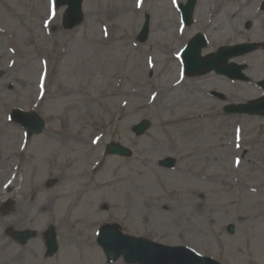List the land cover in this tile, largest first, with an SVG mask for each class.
<instances>
[{
	"label": "rangeland",
	"instance_id": "obj_1",
	"mask_svg": "<svg viewBox=\"0 0 264 264\" xmlns=\"http://www.w3.org/2000/svg\"><path fill=\"white\" fill-rule=\"evenodd\" d=\"M52 1L0 0V237L12 243H0V264H60L64 240L76 253L65 264H127L121 257L108 263L97 244L96 230L107 223L158 243H186L221 264H264V116L223 111L228 103H247L236 98L244 92L255 91L252 99L262 94L264 46L230 60L245 67L244 81L210 71L180 77L177 85L172 58L197 32L219 42L202 54L264 43V0H240L256 14L239 25L240 38L209 23L219 4L240 13L235 0H198L204 10L186 28L172 5L185 0H144L139 8L136 0H84L83 21L72 28L62 21L65 5L56 8L57 18H46ZM145 17L150 34L140 43ZM198 80L203 101L186 92ZM164 85H171L167 95L160 93ZM14 109L37 113L43 130L25 135L9 119ZM201 111L196 121H173ZM144 119L149 128L135 133ZM114 142L130 154H109ZM43 201L51 202L46 212ZM162 206L171 208L164 217L175 216L181 226L163 225L155 234L159 220L152 216ZM17 207L24 211L23 244L4 222ZM49 227L57 241L53 255L45 253Z\"/></svg>",
	"mask_w": 264,
	"mask_h": 264
},
{
	"label": "water",
	"instance_id": "obj_2",
	"mask_svg": "<svg viewBox=\"0 0 264 264\" xmlns=\"http://www.w3.org/2000/svg\"><path fill=\"white\" fill-rule=\"evenodd\" d=\"M69 4L68 6V17L71 20V24L69 26H73L76 24V22L79 21L81 17V9L80 5L82 0H66ZM195 0H188L187 5L184 7V14L188 18L190 16V13L193 8V3ZM202 39L201 43L197 46V51L200 49V45H202ZM252 49V46L249 45H240L235 46L231 48H222L217 55H210L209 57H206V60L199 65L201 68H210L214 65L215 59L213 57L218 56L220 57V54L224 55V60H227L232 54H238L242 53L245 50ZM194 59L199 60L198 58V52L195 54ZM219 71H224L223 69H219ZM19 112L14 113V118L16 119V114ZM24 116H27V120L32 121V124H28L27 121L23 122L24 125L28 126V129L30 132H37L42 128V122L35 116L31 114H23ZM26 120V119H25ZM146 128V124L143 123L136 127L137 132H141ZM112 152H121L126 153L125 150L119 149L116 150H110ZM232 231V228H230ZM23 240H25L27 237L22 236ZM99 243L102 245L103 249L105 250L107 257L109 260H114L116 257H118L120 254H123L125 257V260L131 262H139L140 264H173L175 262L176 254L179 255L180 251L184 254H187L190 258H192L195 263L199 264H217L215 261L205 258H197L192 257L191 254L186 250V248H171L167 247L165 245L157 244L155 242H150L149 240L145 238H136L133 236H127L122 234L118 227L115 225H107L106 227H103L101 235L99 236ZM55 236L53 233L47 234V253L53 254V251L56 248V241ZM179 249V250H177ZM179 261V260H178ZM177 261V262H178Z\"/></svg>",
	"mask_w": 264,
	"mask_h": 264
},
{
	"label": "bare ground",
	"instance_id": "obj_3",
	"mask_svg": "<svg viewBox=\"0 0 264 264\" xmlns=\"http://www.w3.org/2000/svg\"><path fill=\"white\" fill-rule=\"evenodd\" d=\"M208 0H199V2L201 4H205V2H207ZM236 2H240L241 3V6H243V9L240 11V13H236L234 10H233V7H226V6H221L220 4L216 7L215 11H213L212 16L213 18L210 20L209 23H211V25H213V27L216 28V31H219L221 28L223 27H229L232 29L233 31V35H236V37H242L243 35V31L242 30H239V25L242 24V22H245L246 20L245 19H249V20H252L254 19V17L256 16V14L254 15L252 12L251 13H247L245 11V5H247L248 3L247 2H243V1H240V0H235ZM249 1V0H247ZM199 5L196 7V11L202 13L203 10H204V7H201V8H198ZM48 8V6H47ZM259 14V13H258ZM257 14V15H258ZM58 17V14H56L55 18ZM235 22L236 24L238 25H230L228 26V23L230 22ZM208 25V24H207ZM204 28V25L203 27ZM113 32H111L112 34ZM218 41H212L209 43V45L211 47L215 46V45H218ZM157 60V59H156ZM157 63H158V67L160 66V62L159 60H157ZM170 68L173 70V67H174V62H170ZM211 78H213L214 80H217L220 84L221 83H224L226 84V81L224 79H220V78H217V77H212L211 75L209 76ZM198 81H196V83L194 82H190L189 85H186L187 87V90L186 92H188V96H193L195 99H201L203 101V97H202V92L201 91H198L197 88H198ZM171 86V85H170ZM170 86H166L164 85L163 88L160 90V93L162 95H167V93L171 92L172 89ZM244 92V95L242 96V99L246 100V99H249L251 96H253L255 94V91H252V95L250 94H246ZM134 107L137 106L135 104H133ZM202 111L201 112H196V113H193V112H190V113H185V114H181L179 113L176 117H175V120H173L174 122L178 121L179 119H183V120H187V121H196L201 115H202ZM149 145L150 146H153V142H149ZM154 148V147H153ZM91 181V178H87L86 179V183L90 182ZM86 186H88L87 184H85V188ZM36 187V189L39 191H43V188L42 187H38V186H34ZM7 188L10 190V191H13L14 189L10 188V185L7 186ZM242 188V187H241ZM8 191V190H7ZM243 192L245 193L246 192V189L243 190ZM66 196V195H65ZM63 196V197H65ZM67 197V196H66ZM262 198V197H261ZM40 201H41V198L40 200L36 201L34 204L36 206H38L40 204ZM263 202H264V199H263ZM51 206V202L49 201H43L40 205V209H42L43 211H47L49 209V207ZM68 210L71 209V207L68 205ZM161 212L159 214V212L157 210L154 209V216L152 217H155L156 216V219L159 220L158 222H155L154 219H153V224L154 226L156 227V230H154L155 234H159V231L157 229L161 228L163 225H166L167 227L173 229V228H176V229H179L181 224H180V220L176 219V217L174 216V214H172L174 216V220L173 221H170L168 220L166 217H164V215H169L170 213V210L171 208H167V209H164V206L161 207ZM65 211V209H64ZM19 213V214H18ZM66 213V212H65ZM18 214V215H17ZM166 219L169 221L168 224H165L166 223ZM24 220V211L23 210H20L18 207L16 208V211L12 214H9L7 215V218L6 220L4 221L5 222V227H7V229L10 227L14 230H17L19 231L20 229H23L26 225H25V222L23 221ZM49 223V222H48ZM51 225V224H50ZM160 226V227H159ZM41 234V231L39 232V236ZM0 243L4 244L5 247H9V246H12V243L8 240V242H1L2 240H5L3 236L0 237ZM37 242V240H35ZM69 241L68 240H64L62 241V250H61V253L59 255V263H63L65 264L66 262L70 261L72 257H75V252L73 251V249H71L70 247H67V248H64V245L67 244ZM172 242L168 241V245H172L171 244ZM186 244V243H185ZM185 244H182V245H185ZM186 246V245H185ZM190 249H192L193 251H197L198 252V248H194V247H190L188 246ZM93 250H95V252L99 255V251L96 250L94 247H92ZM201 253V252H200ZM198 254V253H197ZM176 258L180 259V255L176 254Z\"/></svg>",
	"mask_w": 264,
	"mask_h": 264
},
{
	"label": "snow or ice",
	"instance_id": "obj_4",
	"mask_svg": "<svg viewBox=\"0 0 264 264\" xmlns=\"http://www.w3.org/2000/svg\"><path fill=\"white\" fill-rule=\"evenodd\" d=\"M53 15H55V7H54V5H53Z\"/></svg>",
	"mask_w": 264,
	"mask_h": 264
}]
</instances>
